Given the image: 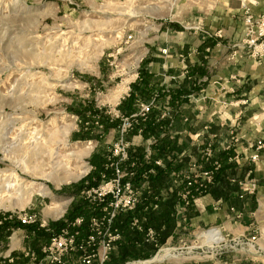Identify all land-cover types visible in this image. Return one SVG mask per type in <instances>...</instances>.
Instances as JSON below:
<instances>
[{
  "label": "rangeland",
  "instance_id": "rangeland-1",
  "mask_svg": "<svg viewBox=\"0 0 264 264\" xmlns=\"http://www.w3.org/2000/svg\"><path fill=\"white\" fill-rule=\"evenodd\" d=\"M217 1L0 0V221L15 227L9 240L0 244V264L24 260L25 248L45 244V240H35L36 235H53L51 224L66 220L71 205L94 187L91 182L99 179L93 175L96 168L91 159H106L120 142L119 118L126 115L118 107L128 98L131 86L141 83V72L152 83V61L168 54L172 37L202 32L200 19L213 13ZM241 6H226L228 21L243 22ZM207 32L209 38L224 35ZM158 92L156 105L163 96L170 100L169 90ZM153 98L137 100V111L139 104ZM171 113L167 105L160 116L170 121ZM106 119L119 124L100 136L104 131L101 120ZM176 119L170 126L175 135ZM195 135H186L180 142L198 158V142L215 143ZM136 136L132 132L125 138L130 148L149 145ZM216 149L219 154V145ZM59 163L63 170L57 171ZM252 164L246 161L241 170L229 167L228 174L245 178ZM184 168L176 164L172 170L178 174ZM172 172L163 188L170 195L177 188ZM80 184L83 189L73 195ZM24 218L31 222L23 224ZM179 228L181 232L165 248L180 255L165 264L192 263L210 246L199 234L211 227L193 236L195 228ZM76 259V254L68 257L73 264Z\"/></svg>",
  "mask_w": 264,
  "mask_h": 264
},
{
  "label": "crops",
  "instance_id": "crops-1",
  "mask_svg": "<svg viewBox=\"0 0 264 264\" xmlns=\"http://www.w3.org/2000/svg\"><path fill=\"white\" fill-rule=\"evenodd\" d=\"M239 4L241 8L249 5L256 16L264 15V0H219L213 13L200 19L202 32L172 37L174 44L167 46L168 54L154 59L149 70L153 72L151 96L165 89L170 91L169 101L165 96L157 101V112L161 118L162 108L169 105L170 118H177L176 142L179 140L181 151L187 144L183 146L180 139L199 133L202 140H212L216 147L226 151L230 134L239 132L236 136L240 141L230 151L233 156H240L232 162L234 170L243 169L252 153L246 152V148L264 137V61L258 62L241 47L234 46L242 36L243 22L226 18V6ZM208 30L222 31L224 35L209 38ZM251 166L249 173L258 182L255 195L241 196L234 181L244 178H233L232 183L217 182L194 203L189 213L190 225L186 227L187 231L195 228L192 236L203 228L222 227L229 237L240 238L247 244L220 258L203 252L200 259L189 264H264V159ZM217 202H221L219 210L215 209ZM232 207L236 212L230 210ZM238 213L241 218H237ZM179 229L175 217V228L163 245L171 244Z\"/></svg>",
  "mask_w": 264,
  "mask_h": 264
},
{
  "label": "built area",
  "instance_id": "built-area-1",
  "mask_svg": "<svg viewBox=\"0 0 264 264\" xmlns=\"http://www.w3.org/2000/svg\"><path fill=\"white\" fill-rule=\"evenodd\" d=\"M244 31L235 47H241L251 58L258 62L264 61V15L256 16L251 8L244 5ZM221 37V35H219ZM130 90V87L128 88ZM131 91V90H130ZM130 92L127 94L129 96ZM154 95L151 101H143L140 110L130 116H123L120 119L118 131L120 142L110 151L107 157L109 165L107 170H112L113 177L109 181L102 182L99 186L93 187L83 195L91 205V213L88 220L86 232L82 229L86 223L84 216L77 217L73 222L63 227L58 233L53 234L48 242L40 246V250L35 251L25 248L22 253L25 256V264H73L68 261L70 255H77L78 264H107L111 259L112 252L116 249V244L122 240V233L115 227V220L119 213L134 212L136 208L146 199H152L150 207L157 209V202L160 199L170 198L171 195L161 190L158 194L151 187L150 176L156 174V168H166L167 163L173 166L184 164L185 168L178 174L172 170L171 178L178 189V203L176 207L177 226L187 230L189 227V211L198 198L208 193L214 184L216 173L223 167L222 161L217 158L215 144L198 142V158L189 154L187 149H183L179 154H167L158 156L153 146L158 139L169 136L175 139L176 135L171 132L170 126L173 119L170 118L168 125H161L155 134L149 136V145L145 147L142 163L130 155V143L125 138L132 132H136L140 137L144 135L145 126L148 122L150 112L157 105ZM157 118L156 123L168 118ZM177 134V133H176ZM202 134L195 135L200 138ZM240 140L236 134L232 133L226 151H232L233 145ZM195 144V142H193ZM252 153L246 158L250 163H258L264 159V139L257 140L246 148V152ZM239 155L230 156L229 162L237 161ZM149 165L150 169L142 172L140 179L139 170L144 165ZM103 179L106 174H103ZM240 190L241 196L255 195L258 190V182L251 176V172L242 180L234 181ZM174 191V190H173ZM221 208V202H217L215 209ZM236 212L235 208H230ZM147 211V207L145 209ZM241 218V214H236ZM30 219L24 218L23 224H29ZM147 218L134 217L130 223V229L143 235L144 243L151 244L158 248L156 255L166 246L159 245V234L153 228L146 226ZM187 227V228H186ZM209 231L217 233L214 244L209 247V251L214 257L220 258L228 252H233L247 244L240 238H231L222 227H211L199 234L204 238V234ZM137 246L140 244L137 243ZM166 249H172L167 247ZM205 252V251H204ZM156 255L154 257H156ZM153 257V258H154ZM152 258V259H153ZM150 259H131L124 264H163L168 260L155 261L150 263ZM13 263L14 260H10Z\"/></svg>",
  "mask_w": 264,
  "mask_h": 264
},
{
  "label": "trees",
  "instance_id": "trees-1",
  "mask_svg": "<svg viewBox=\"0 0 264 264\" xmlns=\"http://www.w3.org/2000/svg\"><path fill=\"white\" fill-rule=\"evenodd\" d=\"M150 84L151 82L149 75L146 72H141V83H135L131 86V91L128 98L125 99V101H123L118 107L119 111H121V113L126 116H130L136 113L138 109L136 101L139 99L148 100L150 98ZM172 97V99H174V96ZM148 118H150V120L142 124V126H145V132L143 135V138L145 140H147L151 134H155L159 126L169 123L168 119L156 123L157 118L160 117L158 115V112L155 110L151 111ZM101 124L104 126V131L100 134V136L108 133L111 128H116L119 124V121L110 122L106 119L101 120ZM153 147L157 155L161 157L170 154L171 152L176 153L180 150L177 142L171 139L169 136L158 139L157 143ZM144 152L145 148L143 147L130 148L131 157L138 159L140 163H142L143 161ZM218 156L223 163V167L216 173L214 185L217 182L223 184L225 183V181H229L230 183H232L231 179H233L234 177H230L227 171V168L232 167V162H229L228 160L230 156H232V153L230 151L221 150L219 151V155L217 154V157ZM91 163L96 168L93 175H95L99 179L97 182H91L94 187L99 186L104 181H109L113 177L111 169L105 171L107 165H109V161L107 160V158L96 159L95 156H93V158L91 159ZM181 167L182 166H176L175 169ZM149 169L150 166L145 164L144 167L139 170V177L137 181L140 179L142 172H146ZM172 169L173 165L171 163H167L166 168H156V174L150 176L149 179L151 182V187L156 194H158L164 188L168 173L171 172ZM103 174H106L105 179L102 178ZM93 175L90 176V179L93 178ZM213 186L210 187L209 191ZM83 187V184L77 186L75 190L76 193H74L73 195L78 194L83 189ZM178 191V189H175L170 199H160L156 203L158 208L155 210L150 207V204L152 202V199L150 198L144 200L134 212H124L118 214L115 220V227L120 230L123 237L122 240L116 244V249L112 252L111 259L107 264H124L131 259H149L158 251V248L154 247L153 245L144 243L143 235L132 231L130 229V223L134 217L145 216L147 218L146 226L153 227L158 232L159 245L162 246L170 237V235H172L171 233L175 228L176 207L179 201ZM146 207L147 211H145ZM90 213L91 205L85 198L74 202L67 212L66 220L51 224L53 230L55 231L54 234L58 233L63 227L67 226L69 223L73 222L77 217L80 216H84L86 218V223L82 228L85 231L88 225ZM20 227L28 231H31L32 229V226L29 225H21ZM14 228L15 227L11 226L9 222L0 221V244L9 240V237L11 236ZM51 237V233L48 235L44 234V232H40L36 235L35 240H45L46 242H48ZM137 243L140 244V246H137ZM41 245L33 246L30 249L39 252ZM5 264H25V261L14 260L13 263H10L8 261Z\"/></svg>",
  "mask_w": 264,
  "mask_h": 264
},
{
  "label": "bare ground",
  "instance_id": "bare-ground-1",
  "mask_svg": "<svg viewBox=\"0 0 264 264\" xmlns=\"http://www.w3.org/2000/svg\"><path fill=\"white\" fill-rule=\"evenodd\" d=\"M57 162H59V161H57ZM60 165H61V163H59L58 165H55L57 167H55L54 169L57 170V171L63 170V167H61ZM216 236H217V233H215L214 231H209V232H206L203 237L207 241V243L210 244L209 247H211L214 244L213 241L216 239ZM173 252L175 253V251L174 250L172 251V249L164 248V249L159 251V253L156 255V257H154L153 259H150L149 262L152 263V262H155V261L170 260L171 257L173 258V257H176V256L180 255L179 253L174 254ZM191 254H193V253H191Z\"/></svg>",
  "mask_w": 264,
  "mask_h": 264
}]
</instances>
